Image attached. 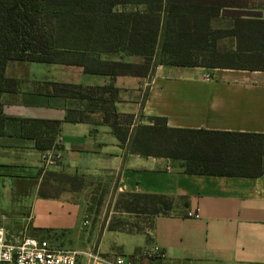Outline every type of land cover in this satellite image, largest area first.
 Instances as JSON below:
<instances>
[{
	"label": "crops",
	"instance_id": "1",
	"mask_svg": "<svg viewBox=\"0 0 264 264\" xmlns=\"http://www.w3.org/2000/svg\"><path fill=\"white\" fill-rule=\"evenodd\" d=\"M251 1L260 2L251 9L264 18V0ZM102 58L144 60L121 54ZM23 62H10L7 67L8 76L21 80L18 92L1 95L5 113L11 117L63 120L69 108L82 106L79 100L38 93L44 82L106 85L112 80L111 76L87 73L80 65ZM114 82L119 89L118 112L135 115L136 125L162 116L175 128L264 133L263 70L159 64L148 76L118 75ZM92 117L95 123L64 122L59 138L63 159L48 169L42 161L43 151L14 127L0 136V196L6 205L0 207V226L8 225L4 221L11 204L20 207L27 201L31 208H21L18 217L25 222L22 231L28 234L30 227L29 235L65 242L71 248L126 255L120 245L106 238L109 232H122L146 239L133 255H126L137 256L141 264H174L178 257L170 251L178 247L188 254L190 264H264V174H187L180 160L128 152L109 125L98 123L100 113ZM47 170L109 177L120 193L167 194L175 199V209L171 215L155 216L151 229L131 233L106 227L98 239L95 231H89L85 241L74 236L82 228L80 206L39 194ZM7 227L20 230L13 223ZM70 232L73 240L63 235ZM155 246L161 248V256L145 253Z\"/></svg>",
	"mask_w": 264,
	"mask_h": 264
},
{
	"label": "trees",
	"instance_id": "2",
	"mask_svg": "<svg viewBox=\"0 0 264 264\" xmlns=\"http://www.w3.org/2000/svg\"><path fill=\"white\" fill-rule=\"evenodd\" d=\"M251 0H0V136L14 129L35 148L60 149L64 122L109 125L128 152L183 162L192 175L259 177L264 174V133L175 128L166 117L135 124V115L116 107L118 75L148 76L159 64L264 71V18ZM121 7V8H120ZM228 21L227 25L223 23ZM231 39L232 48L220 46ZM104 54L137 55L143 62L103 59ZM13 61L83 66L111 76L106 85L44 82L38 93L79 100L63 120L11 117L1 95L18 92L21 80L7 75ZM84 173L47 170L39 194L58 197L81 189ZM71 185L66 188V185ZM48 187L53 189L48 190ZM186 204V202H185ZM123 212L169 215L175 199L167 194L121 192ZM153 227V220L151 228ZM109 230L142 232L109 224ZM51 240V238H50ZM54 242V241H52Z\"/></svg>",
	"mask_w": 264,
	"mask_h": 264
},
{
	"label": "rangeland",
	"instance_id": "3",
	"mask_svg": "<svg viewBox=\"0 0 264 264\" xmlns=\"http://www.w3.org/2000/svg\"><path fill=\"white\" fill-rule=\"evenodd\" d=\"M224 25L228 24V21L223 23ZM222 47L224 48H232L233 42L231 39H224L220 43ZM13 62H22L23 61H13ZM12 63V62H11ZM14 64V63H12ZM13 66V65H12ZM48 169V168H47ZM99 180H103L100 181ZM113 179L109 177H102L98 178L97 176H88L87 182L84 183L83 187L81 189H78L77 191L73 190H66L63 191L58 197H49V198H65L67 200H72V202L77 203L81 208V231H79L78 238H81L83 240H87V234L89 231H95V239L99 238V235L101 232L109 226V224L118 225L119 227L123 228H130L135 229L136 227L143 228L145 230L151 229V222L153 220V217L147 216V215H137L134 213H126L123 212L120 208L117 206V201L120 195V192H117V185L116 182H111ZM71 185L67 184V187H70ZM48 190L51 191L53 189L48 187ZM52 193H55L51 191ZM3 196H0V207H6V205L3 203ZM32 203L23 202V204H20V207H18L16 204L9 207L8 210H6L7 218L5 219V223L2 226L9 229L11 232L14 233H20L16 231H22L24 228L25 222L22 220V218H18L20 215L21 208L27 209V207L31 208ZM29 208V209H30ZM171 215V214H170ZM15 224L17 225L19 229H11L9 224ZM23 227V228H22ZM30 227H28L27 233L32 234V232L29 230ZM100 233V234H99ZM136 233V232H134ZM62 236V234H60ZM66 236V238H70L69 240H73V236L70 232L63 234ZM63 236V237H64ZM40 238V237H39ZM107 241L109 243H116L117 245H120L123 248L124 253L126 255H133V250L138 246H143L146 244V239L141 235H129L122 232H109L108 236L106 237ZM47 239V238H42ZM49 240V239H47ZM50 241V240H49ZM53 245L63 247V248H71L69 245H65L64 243H56L50 241ZM115 244V245H116ZM114 245V244H113ZM173 257H178L177 260H175L174 264H190L189 262V256L187 253H184L181 247H178L176 250L170 251ZM132 253V254H131Z\"/></svg>",
	"mask_w": 264,
	"mask_h": 264
},
{
	"label": "built area",
	"instance_id": "4",
	"mask_svg": "<svg viewBox=\"0 0 264 264\" xmlns=\"http://www.w3.org/2000/svg\"><path fill=\"white\" fill-rule=\"evenodd\" d=\"M63 159L60 149L43 151L45 168L56 166ZM191 215V213H189ZM161 256L158 246L145 253ZM0 264H141L138 257H128L115 253H105L94 248H63L53 245L49 240L14 233L0 226Z\"/></svg>",
	"mask_w": 264,
	"mask_h": 264
}]
</instances>
